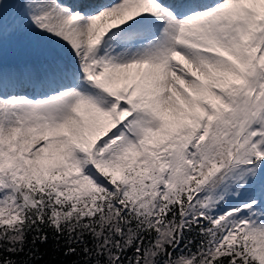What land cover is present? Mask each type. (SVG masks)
<instances>
[{"label": "snow or ice", "instance_id": "snow-or-ice-1", "mask_svg": "<svg viewBox=\"0 0 264 264\" xmlns=\"http://www.w3.org/2000/svg\"><path fill=\"white\" fill-rule=\"evenodd\" d=\"M0 264H264V0H0Z\"/></svg>", "mask_w": 264, "mask_h": 264}]
</instances>
